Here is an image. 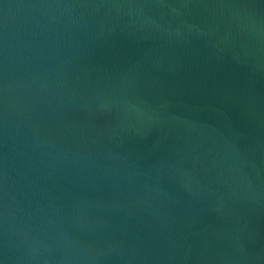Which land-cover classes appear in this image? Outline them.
Returning <instances> with one entry per match:
<instances>
[{
    "label": "water",
    "instance_id": "1",
    "mask_svg": "<svg viewBox=\"0 0 264 264\" xmlns=\"http://www.w3.org/2000/svg\"><path fill=\"white\" fill-rule=\"evenodd\" d=\"M0 264H264V0H0Z\"/></svg>",
    "mask_w": 264,
    "mask_h": 264
}]
</instances>
